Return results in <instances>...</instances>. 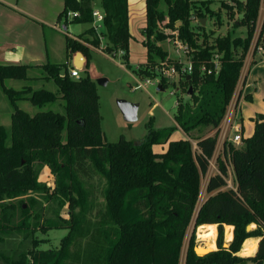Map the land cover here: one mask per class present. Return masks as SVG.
I'll return each mask as SVG.
<instances>
[{"label": "trees", "instance_id": "16d2710c", "mask_svg": "<svg viewBox=\"0 0 264 264\" xmlns=\"http://www.w3.org/2000/svg\"><path fill=\"white\" fill-rule=\"evenodd\" d=\"M260 2L234 0L232 6L222 3L228 18L237 15L236 26L246 28L244 38H231L230 34H206L199 23L216 15L209 0H144L142 42L147 61L134 67L133 74L140 81L159 78L162 89L168 86L159 72L161 64L167 62L166 68L174 65L178 70L182 66L172 63L163 48V41L170 36L164 33L168 28L188 49L192 70L179 76L174 126L155 129L150 120L148 132L139 142L120 137L108 143L101 132L96 83L85 69L91 49L102 43L105 53L112 57L121 52V60L129 67L127 0H99L96 8L95 0H64L59 19L64 17L66 24L89 25L77 37L79 41L65 35L67 57L75 53L85 57L83 74L71 78L67 63L0 65V89L12 107L10 127L0 125V243L8 231L22 232L24 238L33 236L32 249L19 251L15 261L0 251V264H180L192 221L194 228L202 226L197 231L195 252L192 232L184 264H264V115L254 119L253 134L242 140L241 148L225 144L224 158L229 157L233 167L237 191L226 188L223 177L227 167L217 157L219 174L209 176L206 201L194 213L201 180L208 173L216 149L218 128L252 42ZM95 9L103 14L98 30L92 26ZM194 20H198L197 26ZM262 21L257 44L264 47ZM215 61L219 64L217 70ZM203 67L211 69V74L202 73ZM37 68L44 72V80L55 84V92L32 89V85L20 91L4 86V80L26 81L29 69ZM19 101L39 111L30 115L17 106ZM47 105L57 106L60 111L43 110ZM204 128L214 134L195 138L194 148L189 135ZM176 129L188 138L171 139ZM156 145H166L167 150L157 153L153 148ZM44 167L53 176V187L38 180ZM93 175L103 185L99 203L88 183ZM35 196L55 204L57 209L41 217L37 210L43 207H35ZM23 198L30 205L24 207ZM64 207L66 218L59 214ZM31 209L39 219L30 230L27 220ZM17 211L19 223L11 226ZM253 225L255 228L248 230ZM36 228L42 234L51 229L66 230L67 234L58 247L42 250L37 242L47 240L34 237ZM224 230L226 241L231 240L227 248L223 247ZM249 238L259 240L255 254L252 246L241 250ZM238 253L248 256L242 258Z\"/></svg>", "mask_w": 264, "mask_h": 264}, {"label": "rangeland", "instance_id": "374dc122", "mask_svg": "<svg viewBox=\"0 0 264 264\" xmlns=\"http://www.w3.org/2000/svg\"><path fill=\"white\" fill-rule=\"evenodd\" d=\"M20 0L19 2H21ZM99 0H95V3L93 5V8H96L98 5ZM197 1H203V0H197ZM236 1V0H235ZM238 1V0H237ZM243 1V0H241ZM16 2V0H4L0 1V4L3 3L6 7H8L9 11L14 12V10L11 9L13 4ZM234 0H209V5H211V9L216 13L213 17H207L205 19V26L204 31L206 34L213 32V37H222L226 34H230L231 38H244L246 35V28L245 27H238L239 17L235 15L232 19H229L226 13L225 8L223 7L222 3L229 4L230 6L233 4ZM97 4V5H96ZM12 5V6H11ZM134 5L135 9L133 13L135 14L134 17L131 20V40L129 45V67L126 66L123 63V60H121L120 53H117L116 56L112 57L105 53L104 51V43L98 48H92L91 49V59L89 60V66L86 68V72L90 79H92L96 83V91L97 96H99V114L101 117V132L103 133L104 140L108 143H115L118 141L120 137H124L126 140L131 141L133 143L139 142L142 140L145 135L147 134L148 130H146V125L151 120L152 126L155 129H162V128H170L171 126H174V111L176 107V92L178 89V82L179 77L171 78L170 81H168V86L163 89L162 91H158L157 87L159 86V78L154 80H148L151 83L145 84L144 82L140 81L139 78L136 77L135 74H133L132 69L134 67L146 63V49L143 45V34L142 30L145 26V7H144V1L143 0H136L134 3H132V6ZM19 7H21V3L18 4ZM18 7V9H19ZM13 8V7H12ZM17 9V10H18ZM99 10V9H97ZM140 10V12H139ZM16 11V10H15ZM20 11V10H19ZM96 11V9H95ZM18 12V11H17ZM15 13V12H14ZM141 14V16H140ZM29 16V15H28ZM259 17H262V14L259 15ZM258 17L259 25L255 26L254 32L256 29L258 30L257 26L260 27L261 19ZM29 22L28 23L31 27V37L33 41V48L37 47L39 48V51L43 50L44 42L42 41L43 36L44 40L46 42V45L52 49V52L48 54V59L50 62L53 63H62L61 60L63 58L65 44L64 40L65 35L70 37L71 39L75 41L77 40V37L84 32L87 28H89V25L87 24H70L65 23L64 17L62 19H59V22H57V31L53 29L55 22H49L43 24L41 26L40 23L36 18L34 17H28ZM1 19L0 21H2ZM70 20V16L68 17V21ZM27 21V20H26ZM41 22V21H40ZM26 23V24H27ZM235 23V24H234ZM25 24V25H26ZM66 24V27L64 28L63 25ZM197 22L194 20L193 25L197 26ZM16 26V25H14ZM20 28V25L17 26ZM27 28V27H25ZM56 28V27H54ZM99 29V28H98ZM22 30V28H21ZM28 30V28H27ZM25 30V31H27ZM20 30H17L19 32ZM23 31V30H22ZM171 30L164 31L166 34H170ZM23 33V32H19ZM12 37H14L12 35ZM74 37V38H73ZM254 39L252 37L253 43ZM163 48L166 50L168 54V59H171L172 63L176 64H182L184 66L187 65L191 61L189 54L185 53L182 50L178 49V44L175 41V35L170 36L169 39H166L162 43ZM250 45V47H251ZM251 49V48H250ZM102 52V53H101ZM104 53V54H103ZM216 56V55H214ZM48 62L45 60V63ZM167 63V62H166ZM164 64V63H163ZM163 64H161V67H163ZM172 66V65H170ZM83 72H79V76H81ZM44 72L37 68V69H29L27 73V80L22 82L24 85L23 88H20V90L24 89L25 87H29V85L34 86V88H44L45 90H49L52 92L56 91L55 84L51 81L44 80ZM99 79H105L106 82L104 85H98L97 82ZM14 82V81H13ZM10 83V82H9ZM137 83L143 84V88L135 89V86ZM21 82H14L11 84H7L9 88L13 87L14 89H19ZM18 90V91H20ZM179 96L183 97V94H180ZM118 99L126 100L130 103H137L138 104V119L136 122L128 124L123 120L122 114H120L117 106L116 101ZM246 104V103H245ZM236 105V102L233 103V106ZM247 105V104H246ZM19 108L30 112V115H33L34 113L38 112L39 110L35 107H33L30 103H19ZM48 108L54 109L56 111H60L57 106H48L44 108L43 110H47ZM235 112H236V121L238 125L241 127L240 122V110L239 106H235ZM229 106L226 108V114L228 113ZM249 111V110H248ZM246 112H243V122L242 126L244 128L243 136L244 138H248L252 135L254 131V120H250L246 117ZM27 112V113H28ZM12 113V107L10 106L8 100L5 98V96L0 91V124L5 126L6 128L10 127V121H11V115ZM245 114V115H244ZM234 132L233 130L229 132V136L232 137ZM214 132L208 128H204L201 131H193L189 138L187 135H185L181 130L176 129L175 133L173 134L172 138L174 139H184L187 138L191 140V143L193 147L196 146V140L197 137H207L209 135H213ZM242 137V140L244 139ZM242 142V141H241ZM235 144L234 146L241 148L242 143ZM155 152H162L163 150L166 151L167 148L165 145L159 146L156 145L153 147ZM216 156V155H215ZM214 159L211 161L213 163ZM212 171L211 167H209L208 174L203 177L201 180V200L206 199V193H205V187L207 184V178L209 173ZM39 182L41 184H44L46 186L53 187V176L49 169L46 167L42 168V171L39 174L38 178ZM89 185L92 187L93 196L96 199V202L99 203L100 201V192L102 189V181L97 175H93L91 179L88 180ZM37 198V204L35 207H39L43 209L37 210L38 212H41V217L49 216L51 214V210H56L57 207L53 203H45L44 200L40 199V197L35 196ZM14 201L15 203L18 201ZM24 201V207L30 205L28 204V201L26 198L22 199ZM203 201V200H202ZM26 203L28 205H26ZM200 205V203H199ZM196 205L194 213H196L198 206ZM31 217L29 218L28 223L30 226V230L33 228L36 221H38L39 217L37 218V214L35 213L34 209H31ZM53 211V210H52ZM54 212V211H53ZM60 216L63 218H66L67 216V207H64L62 210H60ZM19 216L18 211L15 214L14 220L11 222V226L14 224L19 223ZM225 226L223 227V229ZM254 229L251 226H248V230ZM197 228H195V246L198 245L197 242ZM217 230V225H216ZM194 231V222H191L190 227L187 230V236H186V242L189 241L190 236L192 235V232ZM31 234V233H29ZM67 234L66 230L61 229H51L45 234L40 233V231L36 228L33 230V235L37 239L43 238V239H49L45 241L44 243L37 242V247L39 249H50L58 247L60 244V240L62 237H64ZM224 234V247H227V241H226V234L225 230L223 232ZM197 235V236H196ZM217 235V231H216ZM24 233H20L19 231H8L5 234L4 242L0 243V251L3 253V255L8 258L9 260L15 261L17 258V254L19 251H29L32 249V238L33 236H29L27 238H24ZM217 240V237H216ZM215 240V243H216ZM246 242L243 244L241 250L246 246ZM188 243V242H187ZM194 246V248H195ZM186 247V243L184 244L183 250ZM240 250V251H241ZM239 251V253H240ZM183 253V252H182ZM238 253V254H239ZM240 256V255H239ZM241 256V257H246ZM1 259V258H0ZM2 263V261H0ZM182 264V257H181V263Z\"/></svg>", "mask_w": 264, "mask_h": 264}, {"label": "crops", "instance_id": "0c3cea01", "mask_svg": "<svg viewBox=\"0 0 264 264\" xmlns=\"http://www.w3.org/2000/svg\"><path fill=\"white\" fill-rule=\"evenodd\" d=\"M0 1H4V0H0ZM19 1L20 0H16V2L13 4V6L11 5L13 7V8L11 7V9L14 10L15 13L9 11L8 7H6L3 3L0 4V20L3 19L2 21H0V65L7 66L10 64H14V65H26V66H28V65L43 66L46 64L45 60L50 62L48 59V57H49L48 54H50L52 52V49L50 47H48V45H46V42L44 40V36L42 38L43 39L42 41L44 42L43 50L39 51L38 46L33 48L34 45H33V41L31 40L32 34L30 32L31 26L28 24V23H30L28 17H34L37 20H40L41 22L38 21V23H40L41 26H43V24H45V23L49 24V22H55L53 29H55V31H57L58 27L56 24H57V22H59V15L63 10L62 8H63L64 0H22L21 2H19ZM135 1L136 0H127V7H128V12H129L128 13V15H129V19H128L129 28H131L130 23H131L132 18L135 15L133 13L135 7H134V5L132 6V3H134ZM19 3H21V7L18 6ZM98 3H99V1H98ZM18 7H19V9H18ZM139 12H140V10H139ZM140 16H141V14H140ZM14 25H16V26H14ZM19 25H20V28L17 27ZM25 27H27L28 30ZM54 27H56V28H54ZM63 27L68 28V27H66V25H63ZM21 28L23 31L21 30ZM17 30H20L19 32H23V33H19V32H17ZM25 30H27V31H25ZM130 31H131V29H130ZM12 35L14 37H12ZM63 40H64V44H65V39H63ZM75 54H73L70 58H68L67 53H66V44H65V49H64V54H63L64 56L61 60L62 63H53V62H50V63L59 64V65H61L63 63H67V66H68L67 68L70 71L72 69H75V62L73 60ZM254 57L255 58H254L253 62H255V64L250 65L247 73H245V77L242 81L240 91L238 92L239 96L236 100V106H239V110H240L241 127L240 126L239 127L241 128V138L242 137L244 138V136H243L244 128L242 126L243 112L247 113V111L249 110L248 114H246V117L249 118L250 120H254L257 116H259V114L264 115V51H263L262 56L257 54ZM83 58H84V64H83V68L81 69L80 73L83 72L84 66L86 63L84 56H83ZM13 81L16 82L17 80H13V79L4 80V86L8 89L13 88V87L9 88L7 86V84L14 83ZM18 82H21L20 87H19V89H15V90H20V88L24 87V85L22 84V82H24V81H18ZM40 87H43V86H40ZM40 87L34 88V86H32V89H40ZM0 91H1V89H0ZM246 96L249 97L250 100L248 98H246ZM19 103H28V102L19 101V102H17V106ZM29 113L30 112H28V114ZM10 124H11V121H10ZM171 139H174V138L171 137ZM159 146H162V145H159ZM163 152H165V151L163 150L160 153H163ZM200 226H202V225H200ZM200 226L196 227L197 228L196 231H198ZM251 227L255 228V225H253ZM194 233H195V228H194ZM186 234H187V232H186ZM185 236H187V235H185ZM39 239H43V238H39ZM43 240H49V239H43ZM230 241L231 240L227 241V246H228ZM187 242H186V238H185L184 244L186 243V247L188 244ZM258 242H259L258 239H253V238H249V240L247 239L246 245H247V247L252 246L255 248L254 254L256 252ZM183 247H184V245H183ZM186 247L184 248V250L182 249V251H181V253L183 252L181 254L182 264H184ZM224 248H227V247H224ZM47 250H49V249H47ZM214 250H216V249H214ZM238 256H239V254H238ZM242 258H244V257H242ZM180 263H181V258H180Z\"/></svg>", "mask_w": 264, "mask_h": 264}, {"label": "built area", "instance_id": "2783aa9c", "mask_svg": "<svg viewBox=\"0 0 264 264\" xmlns=\"http://www.w3.org/2000/svg\"><path fill=\"white\" fill-rule=\"evenodd\" d=\"M260 4H261V6H260L259 14H262V17L261 18L259 16L258 17L262 21L264 19V0H261ZM73 15L76 16L75 14H73ZM71 16H72V14H70V17ZM93 18H94V21L92 23V26L95 27V29L98 30V28L101 27L100 23H101V21L103 19V14L101 13V11L96 10V11L93 12ZM195 21L198 22V20H195ZM259 24L260 23L258 22V19H257V24L256 25H259ZM261 24H263V21L261 22ZM257 28H258V30L256 29V31L253 34L254 41H253V43H252V45L250 47L251 49L249 48L248 52L245 55L244 64H243V67H242L241 72H240L239 81H238L237 86L235 88L233 98L231 99V101H230V103L228 105L229 106L228 113L225 114L224 119L222 120V122H221V124H220V126L218 128L219 129V134H218L217 142H216V145H215L216 149H215L213 157L209 161V164H210L209 167H211L212 171L209 173L208 178L213 172L219 174V171H218V168H217V164H216V159L219 156L221 157V159L223 161V164H225L226 167H227V174H226L225 177H223L224 181L226 182V188L227 189H231L234 192L237 191V185H236V181H235L233 167L230 164L229 157L224 158V149H225V144L226 143H231L232 145H235V144L237 145V144H239L242 141L241 128L239 127V125H238V123L236 121V112H235V109H236L235 106L236 105L233 106V103L236 102V100H237V98L239 96L238 92L240 91L242 81H243V79L245 77V73H247L252 61L255 58L254 56L257 55V54H259L261 56L263 55L264 47L257 44L258 36L260 34L262 25H260V27L257 26ZM168 30H170V29L168 28V29H166L164 31H168ZM170 32H171L170 34L166 33V35L167 36H169V35L170 36H174L175 35V41L178 44V49L184 51L187 54L188 53V49L182 44L181 41H178L176 32L172 31V30ZM167 39H169V38H167ZM119 53L121 54V52H119ZM191 64L192 63L190 61L189 63H187L186 66L182 65L180 70H178L174 65L169 66V68H166L167 63L165 62L163 64V67H161V69L159 70V72L161 73V75L163 77H165L167 80L170 81L171 78L179 77L180 75L190 74L191 70H192ZM218 67H219V64H218L217 61H215L214 70H217ZM79 72L80 71H78L77 69H72V70L69 71V76L71 78H78L79 77ZM201 72L202 73L206 72L207 74H211L212 70L211 69L206 70L203 67L201 69ZM142 82H144L145 84H150L151 83L148 80H145V81H142ZM139 88H143V84L137 83L133 90L139 89ZM176 104H177V101H176ZM232 130H233L234 133L232 134L233 136L230 137L229 136V132L232 131ZM194 148H196V147H194ZM213 159H214V161H213V163H211V161ZM208 178H207V181H206L207 183H208ZM205 190H206V187H205ZM201 193H202V190H200V193H199L198 198H197L198 201H197L196 205H199V203H200L198 208L206 201L205 199H202L203 201L201 200Z\"/></svg>", "mask_w": 264, "mask_h": 264}, {"label": "water", "instance_id": "95a60500", "mask_svg": "<svg viewBox=\"0 0 264 264\" xmlns=\"http://www.w3.org/2000/svg\"><path fill=\"white\" fill-rule=\"evenodd\" d=\"M199 23H201V26H205V19L203 18V20H199ZM181 23H177V26H179ZM74 62H75V69H77L78 71H81V69L83 68V64H84V58L82 53H76L74 58H73ZM106 82L105 79H99V81L97 82V84L99 85H104ZM158 91H162L163 89L158 86L157 87ZM192 91V88L189 87L188 89V94H190ZM116 106L120 112V114H122L123 116V120L128 123H134L136 122V120L138 119V104L137 103H130L126 100L123 99H118L116 101ZM81 124V122L79 123ZM195 252V251H194ZM238 264H246V261L240 262Z\"/></svg>", "mask_w": 264, "mask_h": 264}, {"label": "bare ground", "instance_id": "6f19581e", "mask_svg": "<svg viewBox=\"0 0 264 264\" xmlns=\"http://www.w3.org/2000/svg\"><path fill=\"white\" fill-rule=\"evenodd\" d=\"M194 251H195V249H194ZM197 254V253H196ZM198 255V254H197ZM198 256H200V255H198Z\"/></svg>", "mask_w": 264, "mask_h": 264}]
</instances>
